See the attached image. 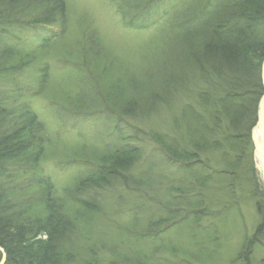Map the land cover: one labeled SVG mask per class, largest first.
I'll return each instance as SVG.
<instances>
[{"label":"rangeland","instance_id":"obj_1","mask_svg":"<svg viewBox=\"0 0 264 264\" xmlns=\"http://www.w3.org/2000/svg\"><path fill=\"white\" fill-rule=\"evenodd\" d=\"M119 1L65 0L67 17L62 25L58 17L53 24H32L36 17L34 6L25 5L16 16L21 9L0 0V64L7 69L0 72V107L16 110L29 104L37 121L44 124L37 131L44 156L30 176L34 181L43 176L51 182L52 193L65 198L68 209L77 197L84 203H93L99 212L92 220L91 233L77 232L73 236L72 256L76 259L63 264H85L93 259L92 254L99 264H264V180L253 162V141L249 149L252 165L245 162L238 168V173L242 170V180L234 185L226 183L225 173L220 171L222 153L211 151L209 168L201 170L208 179L199 185L200 170L194 168L192 174L198 175L193 177L183 174L170 159H165L152 135L167 133V115L183 103L195 108L196 92L188 97L178 89L175 95H168L166 105L162 103L161 109L148 116H141L138 108L128 105L138 114L132 118L118 117L111 111L98 113L96 110L102 105L73 114L71 104L66 107L64 101L58 102L57 95L64 94L88 105L93 99V87L101 88L102 82L111 84L103 91L105 96L120 98L124 91L131 95L126 100L130 104L138 96L136 91L146 87L152 94L151 88H161V75L147 79L152 82L134 78H141L146 69L158 63L161 65L154 71L164 70L167 74L170 66L166 54L163 59L160 56L159 30L166 31L173 13L192 8L195 0H160L151 12L138 19V24L135 20L130 23L132 14L128 18L121 16ZM56 34L63 37L52 38L39 48L43 39ZM53 40L56 42L52 44ZM80 58L83 59L77 64ZM83 63L87 71H93L85 72L92 76L85 84V74L79 69ZM46 66L48 78L41 84L40 72ZM190 81L192 90L198 79L192 76ZM18 94H22L20 99ZM17 98L20 103L13 102ZM59 105L69 112L56 115L58 108L64 109ZM8 116L15 119L12 114ZM178 134L180 138L183 135ZM126 144L138 151L132 159L135 164L126 173L130 178L127 183L109 177L98 184L88 182L81 192L72 191L77 182L76 171L85 172L75 169V159L84 154L94 159L108 149L114 151ZM63 162H69V166ZM148 168L150 176L143 181L140 177ZM181 189L185 201H180ZM171 213L177 215L175 219H167ZM157 222L160 225L153 227ZM71 224H78L77 219H72Z\"/></svg>","mask_w":264,"mask_h":264},{"label":"trees","instance_id":"obj_2","mask_svg":"<svg viewBox=\"0 0 264 264\" xmlns=\"http://www.w3.org/2000/svg\"><path fill=\"white\" fill-rule=\"evenodd\" d=\"M6 1L21 9L16 16L25 5L34 6L36 17L31 20L32 24H53L59 18L64 25L62 21H66L65 0ZM158 1L120 0L121 16L128 18L132 14L130 23L135 20L138 24V19L151 12ZM191 6L173 13V18L166 23L169 28L166 31L159 30L158 37L162 42L160 56L163 59L166 54V63L170 66L167 74L164 70L154 71L158 63L154 68L146 69L141 78H134L147 82L148 78L154 80L155 76L158 78L161 75L162 82L159 84L158 81L161 88H151L152 94L146 91V87L136 91L138 96L134 97V104L126 103L131 95L124 91H121L120 98L105 96L103 91L111 84L103 82L101 88L93 87V99L88 105L82 99L73 100L64 94L57 95V98L58 102L64 101L66 107L71 104L75 109L72 110L73 114L76 111H92L102 105L97 108L98 113L111 111L116 112L117 116L127 115L132 118L138 114L128 109V105L132 109L138 108L141 116H148V113L159 110L162 103L166 105L168 95H175L176 90L182 89L188 97L196 92L195 108L187 102L177 110H170L166 117L167 133L152 135L157 145L162 147L165 159H170L183 174L193 177L198 174H192V170H200L198 173L202 177L198 179L199 185L208 179L202 171L209 168L208 157L211 151H220L223 163L220 171L225 173L226 183L234 185L243 179L240 174L242 170L240 168L238 173V168L245 162L252 165L249 154L252 145L251 129L257 121V106L263 93L261 63L264 60V0H195ZM61 37L56 34L43 39L39 48L46 46L52 38L57 40ZM83 64L79 68L80 72L93 73L92 70L87 71L86 63ZM6 70L0 64V72ZM48 70V66L41 69V84L48 78ZM192 76L198 82L190 90ZM82 77L85 78L84 84L92 79L88 74ZM17 97L20 99L22 94ZM18 98L13 102L20 103ZM20 107L16 110L0 107V248L6 254L4 264L67 263L75 258L72 256L75 251L73 236L77 232L83 235L91 233L94 230L92 220L99 212L93 203H84L77 197L74 199L75 204L68 209L66 199L52 193L51 182L43 176L33 180L30 173L38 169L44 156L42 140L37 133L44 124L37 121L29 104ZM59 110L55 111L56 115L69 112L67 108ZM10 114L14 120L8 116ZM178 133H183L181 138ZM120 147L114 151L108 149L94 159L85 154L81 159H75V169L85 172L82 174V171H76L74 178L77 182L72 191L75 193L88 182L98 184L100 180L106 181L109 177L127 183L130 178H127L126 173L135 164L132 159L138 151L132 145ZM63 164L66 166L69 162ZM150 171L151 168H148L140 178L144 181V177L150 176ZM125 174L127 179H124ZM32 190L38 193L29 194ZM179 193L182 197L180 201H185L182 189ZM176 216L171 213L167 219H175ZM72 219H77L78 224L74 227ZM158 222L153 227L159 226ZM151 228L150 225L146 231L151 232ZM127 232L130 233V230ZM89 249L92 252V245ZM91 256L93 259L85 264H99L96 256Z\"/></svg>","mask_w":264,"mask_h":264},{"label":"water","instance_id":"obj_3","mask_svg":"<svg viewBox=\"0 0 264 264\" xmlns=\"http://www.w3.org/2000/svg\"><path fill=\"white\" fill-rule=\"evenodd\" d=\"M262 72H261V76H262V87H263V93H262V96H261V99L258 103V106H257V109H258V112H257V121L255 123V125L252 127V132H251V141H253V162H255V167L258 171H260L259 169V166H260V162H258V158H257V146H258V129L261 125V117L263 115V111H264V108H263V104H264V76H263V72H264V61L262 63ZM261 139V138H260ZM259 139V140H260ZM261 142V140H260ZM259 165V166H258ZM262 173V177H263V180H264V172L260 171ZM0 251H1V261H0V264H4L5 262V253L3 252V249L0 248Z\"/></svg>","mask_w":264,"mask_h":264},{"label":"bare ground","instance_id":"obj_4","mask_svg":"<svg viewBox=\"0 0 264 264\" xmlns=\"http://www.w3.org/2000/svg\"><path fill=\"white\" fill-rule=\"evenodd\" d=\"M263 61H262V63H263ZM261 72H262V70H261ZM263 76H264V72H263ZM263 108H264V104H263ZM261 119H262L261 125L258 129V132H257V134H258V139H257L258 146H257L256 151H257L258 162H260V166L258 165L259 169H260V171L264 172V111H263V115H262ZM259 139L261 140V142Z\"/></svg>","mask_w":264,"mask_h":264}]
</instances>
